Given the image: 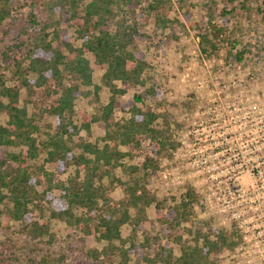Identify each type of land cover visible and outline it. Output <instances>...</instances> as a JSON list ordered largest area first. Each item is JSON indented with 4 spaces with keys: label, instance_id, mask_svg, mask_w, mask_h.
I'll return each mask as SVG.
<instances>
[{
    "label": "trees",
    "instance_id": "trees-1",
    "mask_svg": "<svg viewBox=\"0 0 264 264\" xmlns=\"http://www.w3.org/2000/svg\"><path fill=\"white\" fill-rule=\"evenodd\" d=\"M8 3L5 0L1 6L0 23L10 16L5 8ZM171 4L172 0H52L48 9L52 15L67 16L82 42L77 47L66 34L61 38L60 29H54L49 21L35 35L31 26L17 32L20 37L15 45L24 47L25 52L18 54L15 65L23 81L10 88L5 80H0V112L8 116L7 123L0 125V146L12 149L8 160L0 162V203L11 204L5 211L0 210V222H16L33 240L51 238L52 222H64L84 236L106 243L102 254L119 259L117 264H220L218 256L223 251L241 244L243 236L236 224L228 230L205 221L206 226L197 230L193 240H176L180 256L174 255L170 238L178 227L198 219L200 200L188 185L181 203L165 209L167 194L160 200L151 185L162 160L170 159L181 146L183 125L148 107L158 94L152 86L123 100L128 87L146 85L143 74L149 64L139 47L146 38L142 26L154 19L157 30L164 33L174 24L168 19ZM229 15L227 11L220 15L224 24L213 26L216 35L223 33ZM186 18L190 21L188 14ZM51 21L61 25L56 18ZM201 39L210 43L207 36L202 35ZM235 59L239 60L238 56ZM22 60L27 61V66ZM103 70L101 83L96 84L94 74ZM30 72L38 78H23ZM50 81L53 89L48 90L47 97L56 98L42 110V116L31 113L28 105H21V88L33 91ZM105 88L110 94L107 102L101 100ZM91 97L93 111L77 109V101ZM117 110L129 117L116 121ZM43 119L54 122L49 125L45 140L38 138ZM97 124L106 131L102 143L80 137L82 132L91 136ZM143 142L150 143L151 155L140 164L127 166L125 159L142 156ZM43 154L47 164L34 170L32 161ZM47 165H54L55 171ZM69 169L74 175L63 180ZM117 170L122 175L117 176ZM120 185L124 186L125 197L119 207H113L111 194ZM154 204L159 232L146 233L143 242L138 241L136 234L126 240L122 229L127 225L138 227ZM4 247L0 244V264L64 261L63 256L53 259L46 253L40 260L29 258L24 263L12 258L13 253L7 254Z\"/></svg>",
    "mask_w": 264,
    "mask_h": 264
},
{
    "label": "rangeland",
    "instance_id": "rangeland-1",
    "mask_svg": "<svg viewBox=\"0 0 264 264\" xmlns=\"http://www.w3.org/2000/svg\"><path fill=\"white\" fill-rule=\"evenodd\" d=\"M7 1L9 3L5 8L10 11V16L0 23V80H5L6 86L15 88L23 81L18 67L15 65L16 59L20 52H25L24 47L15 45L17 38L20 37L17 32L31 26L35 35L40 31L42 25L49 21L56 27L54 29H60L61 38H64L63 35L66 34L76 47L80 46L82 42L66 20L67 16L61 18L58 15H52L48 9L52 0ZM4 2L5 0H0V9L1 6H4ZM223 11L230 12V15L228 25L218 36L212 30L213 26L224 24L220 19ZM186 14L190 16V21L187 20ZM52 18L60 20L61 25L58 26L54 21H51ZM168 19L174 24H170L164 33L157 30L154 19L142 26L141 32L146 38L139 42V47L145 53V59L149 64V68L143 74L146 85L128 87L123 100L133 98L145 88L151 86L155 88L158 94L149 101L148 107L167 114L169 120L174 119L180 122L183 127L179 139L183 141H187V131L192 130L197 122L216 117L214 111L219 112V122L222 121L227 111V106L223 103L226 101L224 95L236 94L238 98H241L240 91H246L250 96L259 97L264 108V0H172ZM202 35L207 36L210 43L204 42L201 39ZM58 45L55 43V46ZM60 46L66 51L65 46ZM236 56L239 60L235 59ZM22 63L24 67L27 66L26 60H22ZM103 74L104 70L94 74L96 84L101 83ZM25 76L23 78L29 80L38 78L36 73L31 72ZM199 82H203L204 89L197 88ZM51 86L50 81L43 88L34 87L33 91H29L28 87L21 88V105H28L31 113L34 112L42 116V110L49 108L56 98L47 97L48 90L53 89ZM118 86L123 88L119 82ZM218 93L220 97L218 96V101H214V94ZM201 94L205 95L204 98H199ZM210 95L214 96L209 98ZM109 96V91L105 88L101 92V100L107 102ZM93 98L91 97V100L81 98L77 101V109L93 111ZM209 99H212L213 102ZM114 117L116 121H122L129 115L117 110ZM7 121V114L0 112V125H5ZM51 122L50 119L40 121L41 135H38V138L46 139L49 125L54 124ZM92 131L91 136L82 132L80 137L93 143H102V138L106 133L103 125H94ZM10 152H12L11 148L0 146V162L8 160ZM150 155V143L143 142L142 156L134 159L127 158L124 163L127 166L140 164L146 156ZM45 158L46 155L43 154L39 159L32 161L33 169L47 164L44 163ZM187 162L180 158L175 160L173 155L170 159L162 160L160 169L153 177L154 182L151 185V188L153 187L157 191L160 200H163L167 194L165 209L181 203L188 185L194 188L199 197L198 219L178 227L170 238L171 248L176 257L180 256V248L176 245V240L179 237H182L183 241L193 240L197 230L206 226L203 225L205 221H210L214 227L228 230L236 227L235 223H223L231 216L229 212L217 213L209 210L206 216L203 215L202 206L204 204L202 202H205L204 195L208 194L211 182L205 183L204 178L198 177L199 173L194 174L191 167L190 169L181 168L182 175L185 176V183L161 189L159 174L165 169L177 167L181 163L187 165ZM46 168L55 171L54 165H47ZM72 174L74 175L73 169H69L62 179L66 180ZM116 175H122L121 171L117 170ZM193 175L194 178H192ZM124 197V186H117L111 194V206L119 207ZM256 197L258 198V196ZM10 206L9 202L4 201L0 203V210L5 211ZM200 215L202 217H199ZM256 215H259V212ZM156 217L157 209L154 204L147 209L146 218L138 227L127 225L122 229L123 237L129 240L132 234H136L138 241L143 242L146 233L154 235L161 229L155 222ZM250 217L253 218V215L251 214ZM257 219L258 217H255V222L248 223L251 228L253 225L257 226L258 230L256 229L255 232L250 230L248 233L244 231L246 227L241 229L237 226L240 235L250 239V242L248 240V243L244 242L243 239L238 247L223 251L218 256L220 264H264V258L259 253L264 248V213L260 215V220ZM207 230L208 228L205 229V231ZM259 232H262L263 235ZM51 233V238L44 237L33 240L22 231V227L16 222L8 221L6 224L0 222V244L5 245L4 249L7 254L13 253L12 258H16V260L20 258L24 263L29 258L40 260L46 253L53 259L63 256V264H117L119 261L111 255L102 254L106 243L100 242L96 237L84 236L68 227L64 222L53 221ZM162 241L165 243L167 239ZM201 244L202 241H200ZM241 247H246V249H239ZM93 255H99V257L94 258Z\"/></svg>",
    "mask_w": 264,
    "mask_h": 264
},
{
    "label": "built area",
    "instance_id": "built-area-1",
    "mask_svg": "<svg viewBox=\"0 0 264 264\" xmlns=\"http://www.w3.org/2000/svg\"><path fill=\"white\" fill-rule=\"evenodd\" d=\"M198 84L199 90L204 89L203 82ZM214 95L213 100L218 101L219 93ZM204 96L201 94L199 98ZM231 96L224 95L227 111L221 122L219 112L214 111L216 117L197 122L187 131V141L179 139L181 146L173 157L188 161V164L165 169L159 174V183L161 189L183 184L185 176L181 168L191 167L205 183L211 182L208 194L204 195L205 202H202L203 215L209 210L229 212L231 216L223 223H235L241 229L246 227L244 231L249 233L258 228L256 225L251 228L248 223L255 222V217L260 220L264 213V108L259 97L250 96L246 91H240L241 98L236 94ZM243 239L250 242V239ZM259 253L264 258V248Z\"/></svg>",
    "mask_w": 264,
    "mask_h": 264
}]
</instances>
